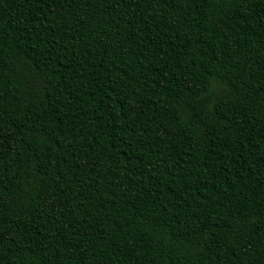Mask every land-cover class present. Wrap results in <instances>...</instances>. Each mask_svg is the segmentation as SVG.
I'll list each match as a JSON object with an SVG mask.
<instances>
[{
	"label": "trees",
	"instance_id": "trees-1",
	"mask_svg": "<svg viewBox=\"0 0 264 264\" xmlns=\"http://www.w3.org/2000/svg\"><path fill=\"white\" fill-rule=\"evenodd\" d=\"M0 264H264V0H0Z\"/></svg>",
	"mask_w": 264,
	"mask_h": 264
}]
</instances>
